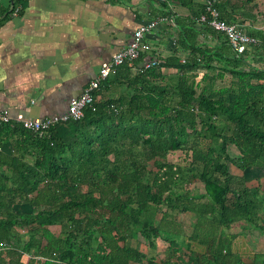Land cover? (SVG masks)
<instances>
[{
  "label": "trees",
  "instance_id": "16d2710c",
  "mask_svg": "<svg viewBox=\"0 0 264 264\" xmlns=\"http://www.w3.org/2000/svg\"><path fill=\"white\" fill-rule=\"evenodd\" d=\"M211 1L222 20L247 25L229 2ZM11 2L22 9L29 0ZM161 11L172 53H144L118 67L81 120L44 133L0 126V250L9 256L2 261L0 252V264H23L26 253L42 264H139L137 242L176 244L172 229L184 228L189 215L193 238L201 229L259 220L261 193L248 186V171L264 169V31L246 29L257 43L237 55L223 33L201 22L210 19L205 4L166 0ZM9 15L0 9V22ZM228 75L230 86H214ZM178 152L184 157L173 162ZM16 205L33 211L18 214ZM211 255L229 262L220 247Z\"/></svg>",
  "mask_w": 264,
  "mask_h": 264
},
{
  "label": "crops",
  "instance_id": "0c3cea01",
  "mask_svg": "<svg viewBox=\"0 0 264 264\" xmlns=\"http://www.w3.org/2000/svg\"><path fill=\"white\" fill-rule=\"evenodd\" d=\"M164 1L29 0L24 8L14 9L11 0H0V9L10 13L0 22V112L31 119L66 114L71 100L85 92L102 64L126 47L141 25L153 20L159 24L147 38L152 52L159 57L169 56L175 42L166 29V17L161 16ZM222 1L229 2V10L233 9L229 0ZM169 5L175 13L188 14L186 8ZM250 28L248 24V31ZM163 73L171 75L176 69L165 68ZM248 178V186L260 189L263 202L257 222L201 229L193 238L190 225L195 219L189 215L184 228L172 229L176 244L163 237L153 248L144 241L137 242L136 247L144 255L139 264H208V260L225 264L213 260L211 252L217 247L229 258L226 264H264V169L249 170ZM190 190H194L192 186ZM15 210L18 214L33 211L28 205H16ZM49 230L56 235L62 231L60 226ZM0 252L2 261L9 260L7 252ZM45 260L26 253L21 262L42 264Z\"/></svg>",
  "mask_w": 264,
  "mask_h": 264
},
{
  "label": "built area",
  "instance_id": "2783aa9c",
  "mask_svg": "<svg viewBox=\"0 0 264 264\" xmlns=\"http://www.w3.org/2000/svg\"><path fill=\"white\" fill-rule=\"evenodd\" d=\"M205 5L207 13L210 15V19L204 15L201 17V22L208 23L213 29L223 33L237 55L244 54L251 45L257 43V41L247 33L246 25L241 22L228 23L227 21L222 20L221 11L217 8L215 1L208 0ZM19 10L20 9L16 12ZM164 19L166 21L168 20L166 18ZM170 21L172 22V20ZM158 24V20H153L141 25L135 31L132 41L121 51L114 54L111 60L102 64L98 75L89 84L85 92L81 96L71 100L66 114L45 119H31L22 115L12 118L8 114L0 112V126L9 123H17L27 130L44 133L56 124L81 120L85 115V110L94 102V93L101 88L103 83L117 70L118 67L127 62H134L138 60L142 54L153 51V47L147 38L148 35L158 27ZM146 64L147 67L151 66L149 63Z\"/></svg>",
  "mask_w": 264,
  "mask_h": 264
},
{
  "label": "rangeland",
  "instance_id": "374dc122",
  "mask_svg": "<svg viewBox=\"0 0 264 264\" xmlns=\"http://www.w3.org/2000/svg\"><path fill=\"white\" fill-rule=\"evenodd\" d=\"M229 1L231 2L232 8L235 11H237V15H238L239 20H242L247 24L246 25L247 30H248V24H249L251 28L253 26L255 28H261L264 31V0H253L252 2H248V3H247V1H249V0H229ZM241 4H245V5H242V7H237V9H235V5L241 6ZM247 11H248L249 15L254 16V18H255L254 20H246L244 18V16L242 14H244ZM251 28L249 29V31L254 30ZM201 74L203 76V73H201ZM211 74H216V73H211ZM197 76H199V77H197V81H199L201 78V75H197ZM170 77L175 78L176 74L173 73L170 75ZM231 82H232V78H231V76L228 75L225 78V80H217V82L214 84V86L215 85H217V86H221V85L222 86H230ZM210 87L211 88L213 87L212 83H210ZM228 152L233 157H236L239 155L238 150L233 146L229 147ZM183 157H184V154L182 152H178V153L172 155L170 157V159L173 162H178ZM234 172L236 174H241V172L237 169H234ZM192 188L194 189V191L196 193L203 191L202 187H200L199 185H194V186H192Z\"/></svg>",
  "mask_w": 264,
  "mask_h": 264
}]
</instances>
